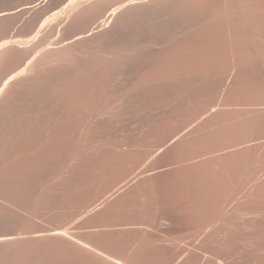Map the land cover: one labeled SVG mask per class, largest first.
Here are the masks:
<instances>
[{"label":"rangeland","instance_id":"374dc122","mask_svg":"<svg viewBox=\"0 0 264 264\" xmlns=\"http://www.w3.org/2000/svg\"><path fill=\"white\" fill-rule=\"evenodd\" d=\"M68 1L0 0V264H264V0Z\"/></svg>","mask_w":264,"mask_h":264},{"label":"bare ground","instance_id":"6f19581e","mask_svg":"<svg viewBox=\"0 0 264 264\" xmlns=\"http://www.w3.org/2000/svg\"><path fill=\"white\" fill-rule=\"evenodd\" d=\"M78 1V0H77ZM82 1V0H81ZM89 1H92V0H89ZM88 1V2H89ZM172 1H173V4L175 3V1L174 0H125V1H123V2H121V3H118L117 5H115V6H113V7H111L108 11H107V13L103 16V19L100 21V22H102V24L104 25V26H108V24H110V23H112V21L113 20H115V18H116V14H117V12L118 11H120V10H122V9H124V8H126V7H129V6H135V5H141V4H143V3H146V2H150L151 4H155V3H166V2H170V3H172ZM178 1V0H177ZM176 1V2H177ZM231 1L232 0H222V2L226 5L227 3H231ZM75 2H76V0H69L68 2H67V6L69 7V13L71 14L73 11H77V9H79V7H78V4L76 5L75 4ZM80 3V2H79ZM176 4V3H175ZM83 6V5H82ZM245 6H247V5H245ZM78 7V8H77ZM260 8V7H259ZM62 9H64V8H62ZM67 9V8H66ZM239 9V8H238ZM65 10V9H64ZM63 11V10H62ZM84 12V11H83ZM123 12V11H122ZM232 12V10H231V7H229L228 9H225V12H224V14H225V17H226V19H229L228 21L230 22V20L232 21V17H233V14L231 13ZM74 13V12H73ZM72 13V14H73ZM60 14V13H59ZM70 14H68V16L67 17H69L70 16ZM56 16H58V15H56ZM59 16H62V15H59ZM55 17V16H54ZM63 17V16H62ZM66 17V18H67ZM53 18V17H52ZM56 18H58V17H56ZM256 18V17H255ZM49 19V18H48ZM47 19V20H48ZM55 19V18H54ZM205 19V18H204ZM49 21V20H48ZM51 21V20H50ZM66 21V20H65ZM203 21V20H202ZM205 21V20H204ZM47 22V21H46ZM53 22V21H52ZM50 23V22H49ZM205 23V22H204ZM48 24V23H47ZM101 24V25H102ZM44 25V24H43ZM62 25V24H61ZM208 25H209V23H208ZM60 26V25H59ZM42 27V26H41ZM99 26H97L96 27V29L98 28ZM49 28V27H48ZM42 29V28H41ZM55 29V28H54ZM95 30V29H94ZM191 30V29H190ZM229 30H230V32H232L233 33V27H231V29H230V27H229ZM53 31V30H52ZM54 32V31H53ZM110 32V31H109ZM188 32V31H187ZM260 32V31H259ZM56 33V32H55ZM261 33V32H260ZM259 33V34H260ZM230 36V35H229ZM249 37V36H248ZM24 40V39H23ZM25 40H28V39H25ZM241 40V39H240ZM236 42V41H235ZM20 43V42H19ZM165 43V42H164ZM185 43V42H184ZM25 44V43H24ZM27 44V43H26ZM187 44V43H186ZM30 45V44H29ZM161 46V45H160ZM176 52V51H175ZM165 53V52H164ZM173 55V54H172ZM235 58V57H234ZM244 58H246V57H244ZM168 59H169V57H168ZM171 60V59H170ZM167 61V60H166ZM177 61V60H176ZM163 62V61H162ZM178 63V62H177ZM212 64V63H211ZM236 69V68H235ZM171 71V70H170ZM171 74V73H170ZM239 74V73H238ZM150 75V74H149ZM168 76V75H167ZM179 76V75H178ZM172 77V76H171ZM159 78V77H158ZM160 78H161V76H160ZM165 78V77H164ZM149 81H150V79H149ZM136 82V81H135ZM12 95V94H11ZM59 110V109H58ZM1 120V119H0ZM56 124H58V123H56ZM55 124V125H56ZM66 125V124H65ZM5 126V125H4ZM71 126H72V124H71ZM55 128H58V127H55ZM66 129H67V125H66ZM58 139V138H57ZM176 140V139H175ZM57 141V140H56ZM120 197V196H119ZM124 197V196H123ZM125 197H126V194H125ZM5 198V197H4ZM121 198H122V196H121ZM121 198H119V199H121ZM124 199H126V198H124ZM192 200V199H191ZM120 201V200H119ZM123 201H125V200H123ZM194 201V200H193ZM202 201V200H201ZM189 202V201H188ZM5 203H6V200H5ZM9 203V202H8ZM193 203V202H192ZM191 203V204H192ZM195 203V202H194ZM190 204V203H189ZM197 204V203H196ZM109 205V204H108ZM194 205V204H193ZM199 205V204H198ZM4 206V205H3ZM201 207V206H200ZM193 208V207H192ZM196 209V208H195ZM194 211V210H193ZM197 211H198V209H197ZM159 212V211H158ZM190 212H192V211H190ZM196 212V211H195ZM160 214V213H159ZM192 214V213H191ZM195 214V213H194ZM163 215V214H162ZM196 215V214H195ZM193 216V215H192ZM190 217H191V215H190ZM173 218V217H172ZM9 220V219H8ZM5 221V220H4ZM180 221H182V220H180ZM5 224V223H4ZM8 224V223H7ZM180 225V224H179ZM202 227H203V225H202ZM52 230V229H51ZM45 231H47V230H45ZM53 231V230H52ZM51 231V232H52ZM16 232V231H15ZM19 232H20V230H19ZM43 232H44V230H43ZM14 233V232H13ZM12 233V234H13ZM35 233V232H34ZM38 233V232H37ZM49 233V235H47ZM47 234H42V232H41V234L44 236H41L42 238H41V240L43 239V238H45L46 237V235L49 237L50 236V232H48ZM2 234V233H1ZM28 234V233H27ZM36 234V233H35ZM35 234H34V237H35ZM40 234V233H39ZM39 234H36V235H39ZM53 235H60V238H61V236H65V232L64 231H58V230H55V231H53V233H52ZM53 235H51V236H53ZM50 236V237H51ZM67 236V235H66ZM71 236V235H70ZM69 236V237H70ZM6 237V238H5ZM5 237H2V236H0V245H6V246H10L11 247V245H13L14 243H13V239H11V238H8L7 236H5ZM12 237H14L13 235H12ZM30 237V236H29ZM59 237V236H58ZM17 238V237H16ZM37 238H38V236H37ZM64 238H66V237H64ZM14 239H15V237H14ZM38 239H40V237L38 238ZM69 239V238H68ZM139 239V238H138ZM37 240V239H36ZM71 240V239H70ZM133 240H135V239H133ZM45 241V240H44ZM33 242V241H32ZM39 242V241H38ZM37 242V243H38ZM133 242V241H132ZM17 243V242H16ZM15 243V244H16ZM19 243V242H18ZM69 243V242H68ZM34 245H35V243H33ZM138 244V243H137ZM22 245V244H21ZM86 245V244H85ZM150 245V244H149ZM37 246V245H36ZM39 246V245H38ZM37 246V247H38ZM16 247V246H15ZM15 247H13V248H15ZM35 247V246H34ZM36 247V248H37ZM45 247V246H44ZM81 247H83V246H81ZM88 247H89V245H88ZM2 248V247H1ZM17 248V247H16ZM15 248V249H16ZM49 248V247H48ZM23 249V248H22ZM42 249V248H41ZM44 249H46V248H44ZM43 249V250H44ZM83 249H84V247H83ZM86 249V248H85ZM89 249V248H88ZM88 249H87V251H88ZM131 249V248H130ZM40 250V249H39ZM52 250V249H51ZM45 251V250H44ZM91 251V250H90ZM99 251V250H98ZM132 251V250H131ZM144 251V250H143ZM11 252V251H10ZM26 252V251H25ZM53 252V251H52ZM134 252V251H133ZM40 253V252H39ZM54 253V252H53ZM1 254V253H0ZM80 254V253H79ZM42 255V254H41ZM22 258V257H21ZM108 259V258H107ZM116 259V258H115ZM14 260V259H13ZM89 261V260H88ZM6 264V263H5ZM91 264H94L93 262L91 263Z\"/></svg>","mask_w":264,"mask_h":264}]
</instances>
